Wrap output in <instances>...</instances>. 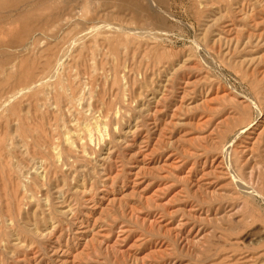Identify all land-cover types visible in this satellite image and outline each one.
<instances>
[{
    "label": "rangeland",
    "instance_id": "374dc122",
    "mask_svg": "<svg viewBox=\"0 0 264 264\" xmlns=\"http://www.w3.org/2000/svg\"><path fill=\"white\" fill-rule=\"evenodd\" d=\"M43 1L0 2V264H264V0Z\"/></svg>",
    "mask_w": 264,
    "mask_h": 264
},
{
    "label": "bare ground",
    "instance_id": "6f19581e",
    "mask_svg": "<svg viewBox=\"0 0 264 264\" xmlns=\"http://www.w3.org/2000/svg\"><path fill=\"white\" fill-rule=\"evenodd\" d=\"M4 1H6V0H0L1 3L4 2ZM7 1H9V0H7ZM25 1H26V0H25ZM48 2H49V0H45V1H43L42 3H39V4H40V6H44V7H45V6H48V5H47ZM15 3H16V2H15ZM28 3H29V2H28ZM28 3H27V4H28ZM85 3H86V1H85ZM21 4H22V3H21ZM150 4H151V3H150ZM0 5H1V4H0ZM3 5H5V4H3ZM11 5H12V4H11ZM84 5H85V4H84ZM148 5H149V4H148ZM151 5H152V4H151ZM151 5H149V6H151ZM59 6H60V5H59ZM85 6H86V5H85ZM129 6H130V5H129ZM25 7H26V6H25ZM25 7H24V9H25ZM30 7H32V6H30ZM131 7H132V6H131ZM5 8H6V7H5ZM16 8H17V7H16ZM16 8H13V9H16ZM18 8H19V7H18ZM132 8H133V10H134V7H132ZM152 8H153V7H152ZM10 9H11V8H10ZM148 9H149V8H148ZM67 10H68V11H67V13H66V17H67V15H69L68 18H69L70 16H71V17L73 16V18H71V19H74V17L77 15V13H75V11L73 12L74 9H70V7H69V9H67ZM77 10H78V9H77ZM3 11H4V10H3ZM10 11H11V10H10ZM24 11H25V10H24ZM0 12H2V11H0ZM12 12H13V11H12ZM18 12H19V11H18ZM20 12H21V11H20ZM20 12H19V13H20ZM4 13H5V12H4ZM13 13H14V12H13ZM78 13H79V12H78ZM15 14H18V13H15ZM31 14H33V13H31ZM31 14H30V15H31ZM12 15H13V14H12ZM12 15H11V16H12ZM1 16H2V14H1ZM11 16H9V17H11ZM57 16H59V15L57 14ZM12 17H13V16H12ZM28 17H29V15H28V12H27V13H23V14L19 15V16H18V19H19V20H23V22H22V24H23V23H24V20L27 19ZM63 17H64V15H63ZM66 17H65V19H66ZM86 17H87V16H86ZM214 17H215V16H214ZM3 19H6V18L4 17ZM8 19H9V18H8ZM28 19H29V18H28ZM48 19H49V18H48ZM179 20H180V19H179ZM26 21H30V22H32L33 20H26ZM16 22H17V20H16ZM16 22H15V23H16ZM62 22H64V21L62 20ZM180 22H181V21H180ZM13 23H14V22H13ZM17 23H18V22H17ZM24 24H25V23H24ZM17 25H18V24H17ZM20 25H21V23H20ZM28 25H29V24H28ZM31 25H32V24H31ZM51 25H53V24H51ZM54 25H55V24H54ZM56 25H57V24H56ZM12 26H13V25H12ZM22 26H23V25H22ZM22 26H21V27H22ZM17 27H18V26H16V28H17ZM28 27H29V26H28ZM46 27L49 28L50 25H46ZM97 27H98V26H97ZM19 28H20V26H19ZM111 28H112V27H111ZM22 29H23V28H22ZM114 29H115V28H114ZM129 29H130V28H129ZM131 29H132V28H131ZM131 29H130V30H131ZM138 29H139V28H138ZM7 30H8V29H7ZM11 30H12V29H11ZM51 30H52V29H51ZM156 30H157V29H156ZM37 31H38V30H37ZM37 31L34 30L33 33H34V32H37ZM48 31H49V30H48ZM94 31H95V30H94ZM117 31H118V30H117ZM132 31H133V29H132ZM5 32H6V31H5ZM8 32H10V31L8 30ZM8 32H7V33H8ZM22 32H23V31H22ZM22 32H21V33H22ZM38 32H39V31H38ZM141 32H142V31H141ZM161 32H162V31H161ZM14 33H15V32H14ZM14 33H13V34H14ZM5 34H6V33H5ZM29 34H32V33H29ZM43 34H44V33H43ZM53 34H54V33H53ZM72 34H73V33H72ZM91 34H92V33H91ZM3 35H4V33H3ZM8 35H9V34H8ZM14 35H15V34H14ZM23 35L26 36V34H23ZM36 35H37V34H36ZM41 35H42V34H41ZM44 35H45V34H44ZM87 35H88V34H87ZM28 36H30V35H28ZM34 36H35V35H34ZM4 37L7 38V36H4ZM10 37H12V35H10ZM16 37H17V36H16ZM21 37H22V36H21ZM159 37H160V36H159ZM8 38H9V37H8ZM17 38H18V37H17ZM29 38H30V37H29ZM161 38H162V37H161ZM34 39H35V38H34ZM8 40H10V39H8ZM12 40H13V39H12ZM12 40H11V41H12ZM29 40H30V39H29ZM80 40H81V39H80ZM113 40H114V39H112V41H113ZM5 42H6V41H5ZM18 42H19V41H18ZM24 42H25V41H24ZM38 42H39V41H38ZM114 42H115V41H114ZM118 42H119V40H118ZM32 43H33V41H32ZM39 43H40V42H39ZM14 44H15V43H14ZM14 44H13V45H14ZM24 45H25V44H24ZM29 45H30V44H29ZM33 45H34V44H33ZM36 45H38V44H36ZM69 45H70V44H69ZM4 46H5V45H4ZM12 47H13V46H12ZM22 47H23V46H22ZM24 47H25V46H24ZM6 48H8V47H6ZM30 48H31V47H30ZM3 49H5V48H3ZM53 49H54V48H53ZM24 50H25V49H24ZM74 50H75V49H74ZM124 50H125V49H124ZM25 51H26V50H25ZM7 52H9V51H7ZM11 54H12V53H11ZM48 54H49V53H48ZM15 55H16V54H15ZM89 55H90V54H89ZM65 56H66V55H65ZM3 57H4V56H3ZM14 57H15V56H14ZM14 57H13V58H14ZM66 57H67V56H66ZM4 58H5V57H4ZM22 58H23V57H22ZM5 59H6V58H5ZM5 59H4V60H5ZM17 59H18V57H17ZM0 60H1V59H0ZM7 60H8V59H7ZM9 60H10V59H9ZM21 60H22V59H21ZM58 60H59V59H58ZM5 61H6V60H5ZM10 61H11V60H10ZM12 61H13V60H12ZM17 61H18V60H17ZM60 61H61V60H60ZM60 61H59V62H60ZM14 62H16V61H14ZM63 62H64V61H63ZM3 63H5V65H6V62H3ZM21 63H22V61H21ZM61 63H62V62H61ZM8 64H9V63H8ZM0 65H3V64L0 63ZM22 65H23V64H21L20 66H22ZM3 66H4V65H3ZM12 68H13V67H12ZM20 68H22V67H20ZM3 69L5 70V68H3ZM13 69H14V68H13ZM56 69L58 70V68H56ZM91 69H92V68H91ZM11 70H12V69H11ZM22 70H23V69H22ZM30 70H31V69H30ZM5 71H6V70H5ZM20 71H21V69H20ZM66 71H67V70H66ZM92 71H95V70H92ZM2 72H3V71H2ZM9 72H10V71H9ZM21 72H22V71H21ZM30 72H31V71H30ZM3 73H4V72H3ZM11 74H12V73H11ZM22 74L25 75L24 73H22ZM30 74H31V73H30ZM23 75H21V77H23ZM1 76H2V75H1ZM4 77H6V74H5ZM15 77H16V76H15ZM19 77H20V76H19ZM21 77H20V78H21ZM13 78H14V77H13ZM16 78H18V77H16ZM10 79H11V77H10ZM18 79H19V78H18ZM18 79H17V80H18ZM201 79H202V78H201ZM6 80H7V78H6ZM6 80H5V81H6ZM11 80H13V79H11ZM17 80H16V81H17ZM25 80H26V79H25ZM49 80H50V79H49ZM82 80H83V79H82ZM124 80H125V79H124ZM8 81H9V80H8ZM29 81H30V80H29ZM31 81H32V80H31ZM20 84H21V83H20V81H19V85H20ZM19 85H18V86H19ZM25 85H26V84H25ZM28 85H29V84H28ZM20 86H21V85H20ZM20 86H19V87H20ZM83 86H85V85H83ZM15 87H16V86H15ZM22 87H23V86H22ZM25 87H27V86H25ZM32 87H33V86H32ZM17 89H19V88H17ZM24 89H25V88H24ZM60 89H61V88H60ZM13 90H14V89H13ZM21 90H22V88H21ZM81 90H82V89H81ZM82 91H83V90H82ZM20 92H21V91H20ZM63 92H64V91H63ZM86 93H87V92H86ZM239 93H240V92H239ZM160 94H161V93H160ZM86 95H87V94H86ZM88 96H89V95H88ZM84 99H85V98H84ZM3 102H4V101H3ZM75 105H76V104H75ZM78 106H79V105H78ZM85 106H86V105H85ZM142 106H143V105H142ZM79 107H80V106H79ZM86 108H87V107H86ZM51 109H52V108H51ZM59 109H60V108H59ZM65 109H66V108H65ZM146 109H147V108H146ZM86 111H87V110H86ZM83 112H84V111H83ZM68 113H69V112H68ZM95 113H96V112H95ZM116 113H117V112H116ZM116 113H115V115H116ZM74 115H75V113H74ZM72 116H73V115H72ZM98 116H99V115H98ZM116 116H117V115H116ZM102 118H103V117H102ZM13 121H14V120H13ZM73 121H74V120H73ZM69 122H70V121H69ZM12 123H13V122H12ZM70 123H71V122H70ZM75 125H76V124H75ZM82 126H83V124H82ZM90 126H91V125H90ZM87 127H89V126H87ZM105 127H107V126H105ZM84 130H86V129H84ZM87 130H88V129H87ZM87 130H86V131H87ZM95 130H96V129H95ZM103 130H105V129H103ZM242 131H243V130H242ZM77 132H78V131H77ZM89 132H90V130H89ZM73 133H74V132H73ZM90 133H91V132H90ZM80 134H81V133H80ZM81 137H82V136H81ZM92 137H93V136H92ZM79 138H80V137H79ZM33 140H34V139H33ZM57 140H58V139H57ZM10 142H11V141H10ZM88 142H89V141H88ZM90 142H91V141H90ZM12 143H13V142H12ZM4 145H5V144H4ZM73 145H74V144H73ZM11 146H12V145H11ZM22 146H23V145H22ZM230 146H231V145H230ZM66 148H67V147H66ZM228 148H229V147H228ZM57 149H58V148H57ZM224 149H225V148H224ZM4 151H5V150H4ZM24 151H25V150H24ZM228 154H229V153H228ZM221 156H222V155H221ZM58 157H59V156H58ZM222 157H223V156H222ZM41 160H42V159H41ZM227 161H228V160H227ZM227 161H226V162H227ZM45 163H46V162H45ZM219 163H220V162H219ZM222 164H224V165H222V166H223L222 168H223L224 170H228V168L230 167L229 163L226 164L225 162H222ZM36 165H38V163H37ZM43 172H44V171H43ZM192 181H193V180H192ZM244 183H245V182H244ZM213 216H214V215H213ZM55 236H56V235H55ZM53 249H54V248H53ZM234 263H235V262H234Z\"/></svg>",
    "mask_w": 264,
    "mask_h": 264
}]
</instances>
